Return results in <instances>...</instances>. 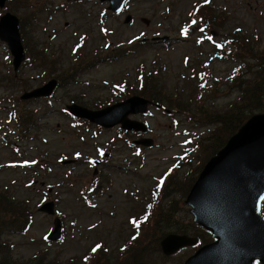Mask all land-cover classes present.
I'll list each match as a JSON object with an SVG mask.
<instances>
[{
    "label": "rangeland",
    "instance_id": "374dc122",
    "mask_svg": "<svg viewBox=\"0 0 264 264\" xmlns=\"http://www.w3.org/2000/svg\"><path fill=\"white\" fill-rule=\"evenodd\" d=\"M26 1L12 0L6 5L21 20L23 44L31 57L16 73L8 48L0 41V79L13 75L17 79L0 81V193L24 213L29 212L30 224L27 230L4 231L0 239L3 255L15 264H33L36 256H41L43 263L55 264H182L195 247L186 246L168 257L161 251L159 235L157 243L150 239L151 226L159 208L166 213L172 205L174 214L168 224L173 220L177 226H188L186 234L202 235L184 201L190 188L184 189L198 175L188 173L205 155L196 149V141L209 128L185 120L181 111L167 102L163 108L152 105L145 114L130 115L147 124V133L76 121L63 108L74 97L90 109L132 95L144 98L139 93L142 80L151 72L160 74L163 91L175 93L176 87L187 83L183 77L189 67L185 65L193 63L199 69L208 61L207 73L220 79L211 109H227L237 99L227 79L234 63L225 59L224 53L214 56V44L225 43L231 33L238 32L249 38L255 51H263L264 0H209L207 4L222 18L215 23L191 20L194 7L204 0H127L119 14L99 0ZM7 10L1 8L0 14ZM127 15L131 19L125 22ZM200 37L204 39L196 44L194 40ZM37 51L48 63L35 60ZM61 73L62 82L57 79ZM51 78L62 85L50 98L19 99L25 89ZM192 83L196 86L198 80L194 77ZM193 86L184 93L193 91ZM213 93L207 92L203 98ZM208 102L203 100L204 109ZM22 109H33L34 119L40 114L36 127L25 134L10 117V110L18 113ZM258 112L262 111L252 114ZM141 136L153 143L138 151L133 139ZM64 159L73 160L60 163ZM93 159L100 164L95 166ZM171 173L185 184L167 195L169 188L162 179ZM49 200L54 202V215L63 227L60 241L46 240L54 216L38 208ZM151 206V219L129 244L133 241L129 216L140 215ZM121 245L127 248L120 250ZM93 248L98 250L93 253Z\"/></svg>",
    "mask_w": 264,
    "mask_h": 264
},
{
    "label": "water",
    "instance_id": "95a60500",
    "mask_svg": "<svg viewBox=\"0 0 264 264\" xmlns=\"http://www.w3.org/2000/svg\"><path fill=\"white\" fill-rule=\"evenodd\" d=\"M7 0H0L3 8ZM108 1V9L121 12L126 0ZM131 19L127 15L125 22ZM0 40L6 42L16 71L25 59V50L19 32V19L11 13L0 15ZM57 85L51 78L41 86L24 91L21 99L48 97ZM151 99L132 95L101 109H89L79 104L66 105L73 115L89 120L105 128L117 124L125 130L146 132L147 125L129 117L143 114ZM135 144L150 146L151 138L134 140ZM264 112L251 115L226 143L203 165L192 184L185 203L196 225L208 230L214 240L201 245L184 264H264ZM39 210L54 213L52 201L44 203ZM61 237L58 218L54 220L51 239ZM196 237L168 233L160 242L162 251L171 255L181 247L194 245ZM146 264V263H135Z\"/></svg>",
    "mask_w": 264,
    "mask_h": 264
},
{
    "label": "trees",
    "instance_id": "16d2710c",
    "mask_svg": "<svg viewBox=\"0 0 264 264\" xmlns=\"http://www.w3.org/2000/svg\"><path fill=\"white\" fill-rule=\"evenodd\" d=\"M11 1L12 0H10V2ZM25 2L27 1L25 0ZM193 18H197L199 21L207 19L211 23H215V20L219 21V19H222L215 14V10H213L212 6L208 4L199 5L194 13V17H191V20H193ZM194 41L196 44L199 43V40ZM219 47L220 48L214 46L215 49L212 51L213 55L224 53V58L227 60L229 59L234 63L230 74L228 73L227 75V79L229 80V87L237 92V99L229 104L227 109H223L222 111L211 109L215 105L213 100L215 98V93H213V91L214 88L217 87L216 84L220 82V79L217 80L211 74L207 73L208 61H204L203 65L205 66L201 65L199 69L193 66V63L185 65V67H189L187 76L183 77L187 83L179 89L176 87L175 89L177 92L175 93L169 94L166 91H163L164 82H161L160 74L158 73L157 75L153 72L143 78L140 88L142 90L139 92L145 97L162 105L164 104L163 102L169 103L174 108H177L178 111H181L180 113H182L185 120H190L195 126H198L199 128H209V131L204 136H199L196 141V149L200 152L204 151L205 155L200 159L199 163L191 170V172L188 173L189 176L194 175V173H199L204 163L226 143L227 139L252 115L253 111H264V50L260 52L255 51L253 45L250 44L249 38L244 35H239L238 32L231 33L225 40V43H222ZM41 54L42 56H40ZM27 57L31 58L30 51H27ZM35 60L43 64L48 63L45 61V55L42 52L39 53V51H37V54L35 55ZM186 61L188 60L186 59ZM62 76V73L61 76H57L61 82ZM194 77L198 80L197 87L192 85ZM65 79H69L68 76H66ZM16 80V76L14 75L0 79V81L8 83L15 82ZM192 86L193 91L186 95L184 91ZM207 92H212L213 94L210 98H205L206 100L208 99L209 102L207 103L208 108L204 109L203 100L205 99L203 96L206 97ZM231 92L232 91L228 94ZM184 95L186 96L184 97ZM74 99V102L81 103L78 97H74ZM193 103H195V105ZM11 117L15 118L20 132L25 134L31 128L36 127V121H39L40 114L39 117L34 119L35 112L33 109H22L18 113L17 111H12ZM171 176L172 173L169 174L164 181L167 185L166 189L169 188L167 195L170 194L176 186L183 187L185 184L183 183V180H178L176 177ZM196 177L197 176H194L192 183ZM192 183L187 182L184 190H189ZM17 205L0 193V239L7 228L19 229L21 231L25 228L26 222H29V212L25 211L24 213ZM171 206L172 205H169L166 213L162 211L163 207L159 208L157 211L154 220V224L157 227L154 224L151 226L153 232H151L150 235V239L155 243H157V235H159L158 239H161L169 232L185 233L188 230V226H185L187 229L182 226H177L173 220L171 224H168L174 214ZM262 211L264 213V201L262 203ZM161 212H163V214L160 216L159 214ZM160 218V221L162 222L165 220L166 224H161L159 222ZM165 227L166 229H163ZM200 229L202 235L197 234V237L202 243L212 240L209 232L202 228ZM1 242L2 241L0 240V243ZM4 244L6 245L7 243ZM34 258L35 262H33V264H55L54 261L43 263L41 256H36ZM0 264H15L9 262L5 258L1 251V244Z\"/></svg>",
    "mask_w": 264,
    "mask_h": 264
},
{
    "label": "snow or ice",
    "instance_id": "6c2138e0",
    "mask_svg": "<svg viewBox=\"0 0 264 264\" xmlns=\"http://www.w3.org/2000/svg\"><path fill=\"white\" fill-rule=\"evenodd\" d=\"M193 23H195V21ZM161 183H163V181H161ZM133 239H135V237H133ZM97 247H99V245H97ZM95 251H96V249L94 248L93 252H95Z\"/></svg>",
    "mask_w": 264,
    "mask_h": 264
}]
</instances>
